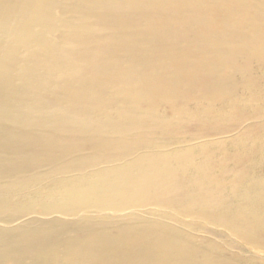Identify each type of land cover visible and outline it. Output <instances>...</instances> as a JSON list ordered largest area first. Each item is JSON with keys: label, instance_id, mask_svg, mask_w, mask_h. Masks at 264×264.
<instances>
[{"label": "bare ground", "instance_id": "6f19581e", "mask_svg": "<svg viewBox=\"0 0 264 264\" xmlns=\"http://www.w3.org/2000/svg\"><path fill=\"white\" fill-rule=\"evenodd\" d=\"M263 20L0 0V264H264Z\"/></svg>", "mask_w": 264, "mask_h": 264}, {"label": "rangeland", "instance_id": "374dc122", "mask_svg": "<svg viewBox=\"0 0 264 264\" xmlns=\"http://www.w3.org/2000/svg\"><path fill=\"white\" fill-rule=\"evenodd\" d=\"M254 5H255V4H254ZM255 7H256V6H255ZM262 24H263V25H262ZM248 25H249V24H248ZM261 27L263 28V31H264V20H263V23H261ZM261 30H262V29H261ZM255 61H256V63H255ZM253 63L256 64V65L254 64V67H255V68H257V66L260 67V74H261V72L263 71V72H262V76H263V75H264V64L261 63V64H262V65H261V64H259V62L257 63V60H254ZM259 65H260V66H259ZM238 73H239V72H238ZM239 80H240V75L237 74V75H236V81L238 82ZM239 83H240V81H239ZM263 83H264V81H263ZM174 103H175L176 105H179V104H180L179 101H175ZM189 128H190V127H188L187 129H188L189 131H192V129H191V128L189 129ZM237 132H238V131H237ZM240 133H242V132L239 131L238 134H240ZM238 134H237V135H238ZM259 169H261L262 171H261V173H258V175L264 177V157H263V161H262V163H260V165H259Z\"/></svg>", "mask_w": 264, "mask_h": 264}]
</instances>
